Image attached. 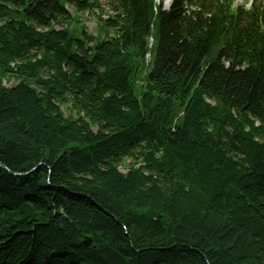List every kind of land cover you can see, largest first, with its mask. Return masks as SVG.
Segmentation results:
<instances>
[{
    "label": "trees",
    "instance_id": "1",
    "mask_svg": "<svg viewBox=\"0 0 264 264\" xmlns=\"http://www.w3.org/2000/svg\"><path fill=\"white\" fill-rule=\"evenodd\" d=\"M106 1L0 0V264H264V1Z\"/></svg>",
    "mask_w": 264,
    "mask_h": 264
},
{
    "label": "rangeland",
    "instance_id": "2",
    "mask_svg": "<svg viewBox=\"0 0 264 264\" xmlns=\"http://www.w3.org/2000/svg\"><path fill=\"white\" fill-rule=\"evenodd\" d=\"M252 0H236V2L238 4H242L244 2L246 3H249L251 2ZM100 2L102 3V5L104 6V9L107 10V11H110L109 7L107 6V1L106 0H100ZM167 2V3H166ZM165 2V7H169V4H168V0H166ZM171 2V0H170ZM97 14V13H96ZM83 21L85 22V26L87 28V32H89L90 34H93L95 35L97 33V15H90V14H83ZM9 86L13 85L14 82H11V83H7Z\"/></svg>",
    "mask_w": 264,
    "mask_h": 264
},
{
    "label": "water",
    "instance_id": "3",
    "mask_svg": "<svg viewBox=\"0 0 264 264\" xmlns=\"http://www.w3.org/2000/svg\"><path fill=\"white\" fill-rule=\"evenodd\" d=\"M0 165H1L3 168L9 170V168H8L6 165H4L1 161H0ZM13 174H14V175H17V176H21V175H23V174H16V173H13ZM90 243H91V241H90L89 239H87V240H86V244H90Z\"/></svg>",
    "mask_w": 264,
    "mask_h": 264
},
{
    "label": "bare ground",
    "instance_id": "4",
    "mask_svg": "<svg viewBox=\"0 0 264 264\" xmlns=\"http://www.w3.org/2000/svg\"><path fill=\"white\" fill-rule=\"evenodd\" d=\"M166 3H167V2H166ZM168 4H169V6H170V4H171L170 0H168Z\"/></svg>",
    "mask_w": 264,
    "mask_h": 264
}]
</instances>
